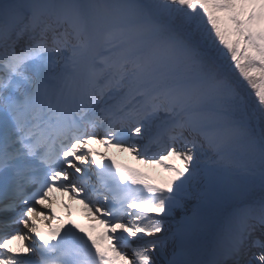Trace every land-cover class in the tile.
Listing matches in <instances>:
<instances>
[{"label": "snow or ice", "instance_id": "6c2138e0", "mask_svg": "<svg viewBox=\"0 0 264 264\" xmlns=\"http://www.w3.org/2000/svg\"><path fill=\"white\" fill-rule=\"evenodd\" d=\"M0 264H264V0H0Z\"/></svg>", "mask_w": 264, "mask_h": 264}, {"label": "bare ground", "instance_id": "6f19581e", "mask_svg": "<svg viewBox=\"0 0 264 264\" xmlns=\"http://www.w3.org/2000/svg\"><path fill=\"white\" fill-rule=\"evenodd\" d=\"M102 150V149H101ZM117 155V157L121 160V162H126L128 164H131V165H136V166H139V167H144L143 165H138L136 164V162L134 160H132L130 157H126V156H120L119 153H115ZM145 168V167H144ZM146 169V168H145Z\"/></svg>", "mask_w": 264, "mask_h": 264}, {"label": "rangeland", "instance_id": "374dc122", "mask_svg": "<svg viewBox=\"0 0 264 264\" xmlns=\"http://www.w3.org/2000/svg\"><path fill=\"white\" fill-rule=\"evenodd\" d=\"M150 171V170H149Z\"/></svg>", "mask_w": 264, "mask_h": 264}]
</instances>
